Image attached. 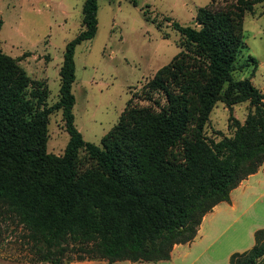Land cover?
Listing matches in <instances>:
<instances>
[{"label": "trees", "instance_id": "16d2710c", "mask_svg": "<svg viewBox=\"0 0 264 264\" xmlns=\"http://www.w3.org/2000/svg\"><path fill=\"white\" fill-rule=\"evenodd\" d=\"M220 1L196 8L197 25L171 22L178 50L128 96L98 143L82 138L71 111L73 50L95 32L96 0L82 1V28L64 45L53 103L45 105L43 82L0 49V227L17 230L28 261L167 259L264 161V93L233 75L256 68L250 54L240 59L242 18L264 0ZM217 100L227 108L246 100L249 109L242 122L229 114L231 133L213 139L204 125ZM56 109L68 133L61 154L45 146ZM252 236L228 264H264V227Z\"/></svg>", "mask_w": 264, "mask_h": 264}, {"label": "rangeland", "instance_id": "374dc122", "mask_svg": "<svg viewBox=\"0 0 264 264\" xmlns=\"http://www.w3.org/2000/svg\"><path fill=\"white\" fill-rule=\"evenodd\" d=\"M82 1L0 0V49L15 58L31 79L43 82L47 88L45 105L58 98L62 51L65 43L82 28ZM208 1L96 0L95 32L76 43L73 50L71 111L73 123L83 139L99 142L100 136L116 122L128 96H134L153 72L178 50L179 34L171 22L197 25L193 20L195 10ZM242 39L245 47L240 59L250 54L256 59V68L250 75L249 64L233 75L249 76L252 84L264 93V1L257 2L253 12L243 15ZM133 101L145 103L138 98ZM248 109L246 100L230 108L217 100L204 125L205 135L213 139L229 135L232 127L228 115L242 122ZM67 139L60 109L53 110L47 118L46 151L61 154ZM261 171L250 177L261 179L252 182L251 191L238 198L234 211L219 210L214 215L220 216L210 224L209 219L203 221L202 231L210 243V256H200L196 264H228L223 253L238 244L234 242L237 238H245L247 225L264 224V172ZM228 215L239 216L232 221ZM0 229L3 231L0 255L28 262L29 254L17 230L11 226ZM73 257L65 263L75 260Z\"/></svg>", "mask_w": 264, "mask_h": 264}, {"label": "crops", "instance_id": "0c3cea01", "mask_svg": "<svg viewBox=\"0 0 264 264\" xmlns=\"http://www.w3.org/2000/svg\"><path fill=\"white\" fill-rule=\"evenodd\" d=\"M264 172V161L259 164L257 169L248 174L246 177L241 179L238 184L233 187L229 191V197L227 200H221L214 204L211 209L206 211L197 225L196 231L194 236L185 242H176L173 243L170 252L169 257L167 259H159L156 261H131L128 259H122V260H115L112 262H108L106 260L102 259H81V260H72L68 264H196L197 259L202 255H209L210 252V243L207 242L204 237L206 236L205 231H202V224L203 221L206 219L210 224V222L217 218L220 215H214L215 212L222 210L226 213V211L232 212L234 211L235 207H237V203H239L238 198L243 196L245 193H249V190L251 191L252 182H258L261 178H251L257 176L259 171ZM245 208L243 207L241 211H243ZM229 217H232V221L237 220L239 215H228ZM259 227H264V224H253L250 223L246 227V233L245 238L238 240V238L234 241L238 244H233L234 246L230 249L225 250L223 253V258H225L228 261V257L231 252L240 250L241 249H247L249 248L253 243V230ZM240 235V232H239ZM212 239V238H211ZM211 241V240H210ZM240 245V246H238ZM0 264H47V262H41V261H28V262H22L17 259L12 258H5L0 255Z\"/></svg>", "mask_w": 264, "mask_h": 264}]
</instances>
